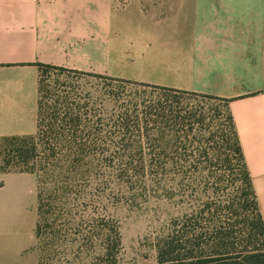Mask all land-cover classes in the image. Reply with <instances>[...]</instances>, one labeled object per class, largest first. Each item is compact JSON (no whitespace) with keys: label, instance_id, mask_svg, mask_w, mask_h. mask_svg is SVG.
Instances as JSON below:
<instances>
[{"label":"crops","instance_id":"obj_1","mask_svg":"<svg viewBox=\"0 0 264 264\" xmlns=\"http://www.w3.org/2000/svg\"><path fill=\"white\" fill-rule=\"evenodd\" d=\"M155 4L0 0V139L35 134L38 64L227 101L264 222V0ZM20 174H0V264H38L37 196L7 190Z\"/></svg>","mask_w":264,"mask_h":264},{"label":"trees","instance_id":"obj_2","mask_svg":"<svg viewBox=\"0 0 264 264\" xmlns=\"http://www.w3.org/2000/svg\"><path fill=\"white\" fill-rule=\"evenodd\" d=\"M37 66L40 81L35 134L0 139V174L25 173L36 178L37 239L42 237L43 225L44 228L46 225L52 228L53 224L62 221L64 232L69 234L66 225H74L83 216L65 209H76L88 203L87 193L101 186V173L117 172L119 180L126 184L125 180L132 176L150 177L151 184L161 189L167 203H172L177 197L175 191L180 186L177 179L190 176L189 179L197 182L199 187L190 192V199L199 206L191 213L169 221L166 233L154 245L155 264H264V222L227 111L226 123L222 125L224 129L215 146H208L214 137L206 146L200 145L202 143L197 146L195 143L182 144L177 137L172 144H168L163 141V131H172L176 136L193 124L173 109H167L165 103L157 105L154 110L151 106L140 110L137 104L126 105L124 112L116 114L114 111L105 118L103 110L93 107L88 96L83 104L77 103L76 98H70V101H56L54 106L46 107L42 73L58 70L121 85H142L157 89L167 98L171 94L201 95L75 73L50 65ZM149 127L160 134L144 141L145 133L142 135L141 132L144 130L149 134ZM178 151L192 154L181 157L176 155ZM211 152L216 155L209 159L207 156ZM181 164L189 166L191 175L173 176L170 173L172 168L174 174H179L175 171L179 167L184 169ZM217 171L228 174L229 185L225 188H201L207 184L205 179L215 178L220 183ZM205 172L208 174L203 177ZM111 258L112 251L106 248L104 258L93 260L91 264H113Z\"/></svg>","mask_w":264,"mask_h":264},{"label":"rangeland","instance_id":"obj_3","mask_svg":"<svg viewBox=\"0 0 264 264\" xmlns=\"http://www.w3.org/2000/svg\"><path fill=\"white\" fill-rule=\"evenodd\" d=\"M119 1L122 4L129 0ZM141 1L154 2L156 4L151 6V10L165 13L170 12L167 5L177 0ZM117 78L129 81L133 76L124 71ZM42 81L43 101L46 107L54 106L56 101L70 98H76L77 103L83 104L84 98L88 96L93 107L103 110L104 118L110 117L114 111L116 114L124 112L126 105L137 104L140 110L144 106H151L154 110L158 107L157 105L165 103L167 109H173L177 115L187 119L189 124H193L191 128L184 129L183 133L180 132L176 136L172 131H163V141L168 144H172L177 137L182 144L195 143L197 146L202 143L200 145L206 146L214 137V141H209L208 145L213 147L219 141L218 137H221V131L224 129L222 125L226 123L225 104L205 96L171 94L167 98L154 88L142 85H121L106 79L58 70L43 72ZM149 84L161 86L158 81L149 82ZM152 128L149 127V134L144 130L141 132L142 135L145 133L144 141L160 134ZM189 131L192 132L188 134ZM152 134L155 136H151ZM211 153L207 158L211 159L216 155L214 152ZM191 154V152L185 154L183 151H178L176 155L182 157V155ZM195 155L197 156L198 153ZM181 166L184 169L179 167L175 171L179 174H174L171 171L172 168L170 173L173 176L191 175L187 164H181ZM207 174L205 172L202 176ZM118 175L117 172L101 173L100 176L103 177L101 186L87 193L88 203L76 209L72 207L65 209L66 212L83 216V219L74 225H66L69 234L63 230V221L53 224L52 228H48L47 225L45 228L44 225L42 226V237L36 238L33 247L38 264H91L93 260L104 258L106 248L112 251L113 264L156 263L154 245L156 240L166 233L169 221L173 217L191 213L199 206L190 199V192L199 188L197 182L189 179L190 176L184 179L179 177L176 181L180 184L175 191L177 197L172 203H167L161 189L151 184L150 177L132 176L128 180L124 179L128 182L126 184L119 180ZM227 175L217 171V176L221 177L220 183L218 184L215 178L205 179L207 184L201 188L214 186L225 188L229 185ZM20 176L21 180L6 183L7 190L22 189L26 193L31 192L35 199V176L31 174H20Z\"/></svg>","mask_w":264,"mask_h":264}]
</instances>
